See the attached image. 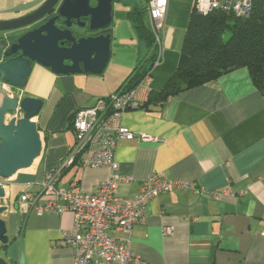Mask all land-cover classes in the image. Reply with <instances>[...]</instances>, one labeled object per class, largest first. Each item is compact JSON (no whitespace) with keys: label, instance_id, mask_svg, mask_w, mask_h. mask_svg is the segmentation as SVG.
Masks as SVG:
<instances>
[{"label":"crops","instance_id":"0c3cea01","mask_svg":"<svg viewBox=\"0 0 264 264\" xmlns=\"http://www.w3.org/2000/svg\"><path fill=\"white\" fill-rule=\"evenodd\" d=\"M44 1L0 0V20L25 15ZM149 1L114 3L108 27L111 55L102 73L57 74L33 62L20 90L22 96L44 101L33 118L43 149L30 167L0 179L7 186L0 204L9 207L1 214L9 228L1 256L9 264H73L70 247L60 241L62 229L73 225L72 213L38 214L20 196L41 192L47 173L72 152L75 111L119 90L138 66L146 45L128 11L149 6ZM194 5L195 0H169L163 53L151 70V91L160 90L177 69ZM122 124L138 136L157 139L137 136L119 142V172L132 177L120 183L119 196L138 194L153 173L194 186H175L153 196L145 222L135 224L131 235L117 227L111 234L130 239L131 249L148 264H264V93L248 68L224 73L148 109L125 111ZM111 172L107 166L84 168L75 163L62 172L58 185L69 187L76 180L77 188L94 192ZM170 226L173 231L166 233Z\"/></svg>","mask_w":264,"mask_h":264},{"label":"built area","instance_id":"2783aa9c","mask_svg":"<svg viewBox=\"0 0 264 264\" xmlns=\"http://www.w3.org/2000/svg\"><path fill=\"white\" fill-rule=\"evenodd\" d=\"M253 1L195 0V6L201 13L221 8L237 16L247 17L252 10ZM168 4L169 0L149 1L148 20L158 47L155 64L163 53L164 21ZM151 80L150 70L134 88L122 86L108 96L99 98L93 106L78 108L71 120L76 138L72 152L56 169L47 173L41 192L26 191L20 196V201L28 202L38 214L72 213L73 225L62 229L60 241L70 247L73 264H148L131 249L130 239L119 240L110 233V229L117 227L131 235L135 224L145 222L146 208L153 196L175 186H194L192 183L174 181L162 174L153 173L143 181L135 196L118 195L120 183L132 178L119 172V163L116 160L118 144L123 139L138 136L122 124V114L131 109L146 107L151 93ZM4 88L11 96L15 95L8 84L4 83ZM20 114L18 111L16 116ZM138 137L157 139L145 133ZM74 163L84 168L107 166L112 172L100 182L94 192L77 188L76 180L69 187L59 186L63 170ZM172 231L171 226L165 228L166 233Z\"/></svg>","mask_w":264,"mask_h":264},{"label":"water","instance_id":"95a60500","mask_svg":"<svg viewBox=\"0 0 264 264\" xmlns=\"http://www.w3.org/2000/svg\"><path fill=\"white\" fill-rule=\"evenodd\" d=\"M116 1L45 0L25 15L0 20V32L10 34L2 42L6 59L0 61V179L30 167L42 153V136L33 118L40 114L44 101L22 96L20 90L27 84L33 62L57 74L102 73L111 55V33L107 29L113 21ZM74 24L102 32L83 34L80 29H73ZM3 83L10 85L14 96ZM18 111L20 116H16ZM6 191L7 186L0 182V201ZM8 208L0 204V243L4 245L9 236L1 214ZM0 264L9 262L0 255Z\"/></svg>","mask_w":264,"mask_h":264},{"label":"trees","instance_id":"16d2710c","mask_svg":"<svg viewBox=\"0 0 264 264\" xmlns=\"http://www.w3.org/2000/svg\"><path fill=\"white\" fill-rule=\"evenodd\" d=\"M128 17L146 45V53L123 84L131 89L155 66L158 47L148 20V6H134ZM240 67L248 68L254 84L264 93V0H254L247 17L221 8L201 13L194 5L179 65L160 90L151 91L145 108Z\"/></svg>","mask_w":264,"mask_h":264},{"label":"flooded vegetation","instance_id":"af4514ba","mask_svg":"<svg viewBox=\"0 0 264 264\" xmlns=\"http://www.w3.org/2000/svg\"><path fill=\"white\" fill-rule=\"evenodd\" d=\"M53 15V14H52ZM83 20H88L86 17H83L82 18ZM58 24H60V21L58 22ZM77 28V25H73V29H76ZM107 31H108V29H107ZM106 31V32H107ZM100 32H102L101 30H96V31H89L88 33H87V35H97V34H99ZM0 33H2L1 34V39L4 41L5 39H8V37L10 36V34L8 35H6L4 32H0ZM4 34H5V36H4ZM2 41V42H3ZM6 58H5V55L3 54V50H2V52H1V54H0V61H3V60H5ZM4 247H5V245L4 244H2V243H0V255H1V253L3 252V249H4Z\"/></svg>","mask_w":264,"mask_h":264},{"label":"rangeland","instance_id":"374dc122","mask_svg":"<svg viewBox=\"0 0 264 264\" xmlns=\"http://www.w3.org/2000/svg\"><path fill=\"white\" fill-rule=\"evenodd\" d=\"M77 29H80L81 30V32L83 33V34H87L88 32H89V30L87 29V28H78L77 27ZM8 230H9V228H8ZM9 234V233H8Z\"/></svg>","mask_w":264,"mask_h":264}]
</instances>
